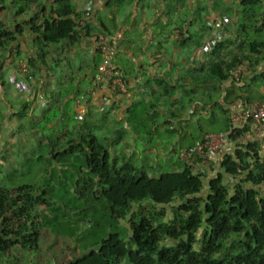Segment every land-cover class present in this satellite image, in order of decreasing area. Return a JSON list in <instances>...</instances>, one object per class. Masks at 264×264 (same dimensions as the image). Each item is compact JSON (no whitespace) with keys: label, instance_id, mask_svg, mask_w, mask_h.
Returning <instances> with one entry per match:
<instances>
[{"label":"crops","instance_id":"1","mask_svg":"<svg viewBox=\"0 0 264 264\" xmlns=\"http://www.w3.org/2000/svg\"><path fill=\"white\" fill-rule=\"evenodd\" d=\"M43 1L36 2L33 11L26 13L24 7L16 15L19 5L0 0V18L14 26L39 10L46 15L51 4ZM70 5L79 17L89 6L85 28L75 38L43 48V60L31 66L33 79L26 80L18 70V63L34 56L26 27L0 49V126L7 138L40 140L46 132L51 137L67 134L71 138L92 134L113 144L120 140L127 146V157L141 164L134 166L156 176L180 170L177 151L196 143L202 133L229 131L230 115L239 111L243 101L264 99V0L249 6H241L238 0L222 4L228 12L226 27L213 31L214 23H223L212 14L208 23L211 39L194 25L189 6L185 5L190 15L184 22L170 20L167 11L175 5L169 6V0H72ZM105 12H111L107 20L123 30L111 65L127 78L138 79L121 94L91 84L100 60L96 42L107 38L106 28L111 27ZM170 25L181 26L180 41L171 37ZM228 30L237 32L234 39ZM214 33L218 39L206 54L209 48L202 47L217 38ZM199 40L200 46L195 45ZM179 44L186 47L185 62L180 61ZM235 57L240 60L238 80L227 73L221 79L212 75L214 61ZM172 127L175 132L165 133ZM233 127V139L226 134L223 145L199 173L207 177L218 171L219 158L238 143L247 142L264 155V136L253 122ZM15 147L20 149V143ZM156 155L154 164L148 165Z\"/></svg>","mask_w":264,"mask_h":264},{"label":"trees","instance_id":"2","mask_svg":"<svg viewBox=\"0 0 264 264\" xmlns=\"http://www.w3.org/2000/svg\"><path fill=\"white\" fill-rule=\"evenodd\" d=\"M26 1L13 0L19 5L14 14L25 10ZM71 1L51 0L46 15L39 10L14 26H7L0 18V49L22 35L24 27L28 30L34 56L25 60L26 71L18 63L26 80L33 79L31 66L43 60V48L75 38L80 28H85L77 24L79 16ZM238 1L241 6L259 2ZM236 35L237 32L232 39ZM208 48L209 52L213 50L212 45ZM239 61L236 57L218 59L211 73L217 79L224 78ZM235 131L230 126L225 133L233 139ZM36 143L43 147L39 139ZM64 144L60 153L51 156L56 159L65 152L67 156L80 152V162L96 179L98 196L108 205L111 224L127 215L124 229L109 231L67 264H264V155L258 154L253 145L236 144L219 158V170L206 177L185 167L156 176H148L126 163L116 167L101 141L92 134L68 139ZM32 190L30 184L0 190V256L14 245L28 251L40 247V229L32 208L36 202H45V191L41 189L36 195ZM145 202L151 205L146 213L142 208ZM132 205L140 206L142 212L131 213ZM165 206L172 213L167 220L162 219ZM164 239L174 243L163 245Z\"/></svg>","mask_w":264,"mask_h":264},{"label":"rangeland","instance_id":"3","mask_svg":"<svg viewBox=\"0 0 264 264\" xmlns=\"http://www.w3.org/2000/svg\"><path fill=\"white\" fill-rule=\"evenodd\" d=\"M46 1L48 3L51 0ZM227 1L169 0V6L177 4L189 6L192 11L194 25L200 26L201 34H206L208 35L206 38L211 39L208 25L213 17L211 15L218 16V19L223 23L221 25L225 28L228 12L221 5L227 4ZM36 2L44 1H26V13L33 11L32 7ZM197 8H200V10L196 11ZM218 8L221 10L220 13L217 11ZM105 13L106 22L111 26L106 28L108 37L113 31L122 29V26H113L112 20H107L112 16L111 12ZM206 38L202 41L204 42ZM202 41L199 40L195 45L200 46ZM204 65L203 63L202 66ZM182 77L184 79L188 76ZM173 94H175L174 97L177 96L176 92ZM173 114L177 116V113L174 112ZM1 127L0 190L9 189L20 184H30L33 193L36 195L40 193L41 189H44L43 198L45 202L43 204L36 202L32 208L34 221L40 229L39 238H41V242L39 249L28 251L14 245L8 250L7 254L0 256V264H67L69 259L87 252L90 248L89 245L97 244L109 231L117 232L116 229H124L127 226V215L114 221L116 227L111 224L108 205L104 199L98 196L99 187L96 179L89 175L83 163L80 162V152L73 151L68 156L65 152L62 155H57L56 159L51 156L54 152L60 153L65 141L73 138L66 136L67 134L59 135L56 138L55 136L48 138L49 135L45 132L41 135L43 137L40 138V141L44 143L41 148V146H34V140L36 139L18 140L17 138H7V131H4ZM170 132H175V129L173 127L171 129L166 128L165 133ZM101 141L105 145V149L109 147L110 158L115 162L116 167L124 163L133 166L134 164H140L132 157H127L125 151L127 146L125 143L119 142L120 140L114 144L112 140ZM16 143H20V149L15 147ZM39 153L40 155L37 156ZM158 156L152 157L148 165H153ZM142 162L146 163L147 160L142 159ZM142 166H146V171L154 174L148 169L147 165ZM142 205L144 213L151 207L149 202ZM140 208L138 205H132L130 207L131 213L132 211L142 212ZM156 211L159 212L160 210L156 209ZM162 212V219L164 220L169 219L172 215L170 208L167 206L164 207ZM157 217L161 216L158 215ZM197 236H199V233H197ZM173 243L174 241L168 239L161 242L163 245H172Z\"/></svg>","mask_w":264,"mask_h":264},{"label":"built area","instance_id":"4","mask_svg":"<svg viewBox=\"0 0 264 264\" xmlns=\"http://www.w3.org/2000/svg\"><path fill=\"white\" fill-rule=\"evenodd\" d=\"M89 10V6L86 5L83 9L82 15L77 19L79 27L85 25ZM167 15L170 20L177 19L179 22H184L190 14L185 5H175L168 9ZM221 26L220 22L214 23L213 28L215 32L219 31ZM169 29L171 37L180 41L182 35L181 26L170 25ZM122 32V29H117L104 40L96 42L95 45V50L98 53L100 60L95 76L91 80V84L98 89H104L113 94L125 93L130 85L138 81L137 78H127L117 68L111 65V61L118 49V42L122 38ZM234 33V30H228L230 38L234 37ZM215 35L216 37L218 36L217 33H214V36ZM217 39L218 37L216 39L213 37L209 44L211 45L216 42ZM177 47L178 52L180 53V61L185 62L186 47L181 44ZM207 47L208 46L206 45L202 48L204 50ZM20 69L22 71L27 70L25 61L20 63ZM227 75L233 80H238L240 77V68L237 65L230 67L227 71ZM229 120L230 125L232 126H237L246 122H253L261 135L264 136V99L258 101H243L239 111L231 113ZM225 139L226 133L224 131L204 132L196 143L181 147L177 151V158L183 167L193 172H199L200 169L207 164L212 154L220 149Z\"/></svg>","mask_w":264,"mask_h":264}]
</instances>
